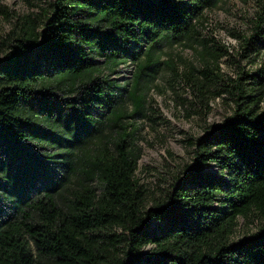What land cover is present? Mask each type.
<instances>
[{"label":"trees","instance_id":"1","mask_svg":"<svg viewBox=\"0 0 264 264\" xmlns=\"http://www.w3.org/2000/svg\"><path fill=\"white\" fill-rule=\"evenodd\" d=\"M24 1L0 0V264H264V0L236 49L207 27L228 0ZM167 90L226 114L154 196L137 142Z\"/></svg>","mask_w":264,"mask_h":264},{"label":"rangeland","instance_id":"2","mask_svg":"<svg viewBox=\"0 0 264 264\" xmlns=\"http://www.w3.org/2000/svg\"><path fill=\"white\" fill-rule=\"evenodd\" d=\"M2 4L18 14H27L32 11L24 0H1ZM257 10L252 0H228L225 4L218 5V8L207 13L209 31H212L217 40L221 41L230 49L237 48V41L229 35V31L243 29V24L248 18H252ZM9 25L1 23L0 34L8 31ZM185 57L189 56L184 51ZM221 67L225 73L232 76L234 71L227 64L222 63ZM117 75L121 80L130 78L132 67L120 68ZM161 77L156 81L163 86ZM178 95L184 96L187 93L182 89H176ZM174 95L169 90L164 93L152 92L154 100L153 115L157 119L155 124L146 122L139 131L140 138L137 145L141 148V157L138 161L136 177L142 185L154 196L160 194L166 188L165 180L170 174L176 173L178 168L189 163L192 157L190 143L204 134L205 127L222 122L226 114V108L219 100L212 104V111L203 122L195 116L187 119L184 112L174 102ZM168 152L172 155L170 157ZM215 171V169H212ZM257 222L247 223L242 219L238 220L235 240L256 231Z\"/></svg>","mask_w":264,"mask_h":264}]
</instances>
